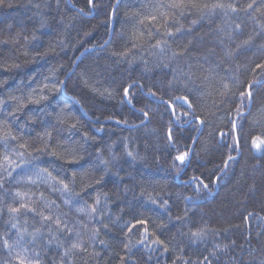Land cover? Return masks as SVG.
I'll return each mask as SVG.
<instances>
[{"label":"trees","instance_id":"1","mask_svg":"<svg viewBox=\"0 0 264 264\" xmlns=\"http://www.w3.org/2000/svg\"><path fill=\"white\" fill-rule=\"evenodd\" d=\"M114 2L93 0L95 6H92L89 0H60L59 5L55 0H0V38L5 33L9 37L16 33L30 36L34 32L36 35V39L27 45L29 56H36V59L17 69L7 65L19 62L16 59L19 45L0 42V82H4L0 86V100L5 101L0 104V120H7L13 134L22 137L21 142L37 138V134L46 129L52 131L50 147L57 140L75 147L87 155L94 174L105 175L103 190L110 193L111 203L103 222L114 220L113 213L124 209L120 219L110 225L111 231L101 228L108 245L93 244L105 264H117L121 256L126 257L124 264H185V261L186 264H225V261L230 264L232 259L245 264V257L253 247L257 250L254 256L264 248V152H253L249 148L248 138L254 129L248 124L247 116L241 126V117L235 109L243 104L253 120L264 122V109L260 108L264 102V48L258 47L264 33L247 45L240 43L249 32H259L250 16L264 4V0H257L247 13L225 15L224 9H216L205 16L196 29L182 35L178 43L192 41L190 62L200 68L194 71L191 80L179 75L187 67L184 64L173 65L176 70V83L173 84L167 77L157 78L141 71L142 62L131 68L127 64H117L108 55L107 45L85 52L80 66L98 81L97 87L106 89L115 97L111 100L88 97L84 112L73 106V114L84 124L83 130L94 138L87 143L79 131L65 132L54 119L58 109L64 103H70L64 93L39 106L28 104L15 116H8L16 108L9 96L26 97L28 89L35 83L34 80L29 83V76L42 72L49 61L55 59V54L45 58L38 54L57 38L65 24L69 37L76 39L84 30L96 25L95 31L76 48L73 58L93 41L99 44L108 39L110 45L117 47L123 39L120 33L128 32L123 11L138 8L149 0H119L113 16ZM213 2L231 4L233 0ZM247 2L240 0L235 7L240 8L241 3ZM61 17L63 24L58 23ZM71 17L75 19H69ZM237 43H240L238 49ZM209 49H215L217 55L210 54ZM232 49L236 51L230 61L226 60L227 66L220 64L223 54ZM70 53L71 50L61 55L67 59ZM203 69L207 72L201 74ZM185 83L187 87L183 86ZM223 83L230 88L226 96L220 95ZM249 86L251 101L242 95L249 92ZM125 89H128L127 95ZM106 116L113 119L105 120ZM125 119L127 124L122 123ZM124 137L128 138L129 150L135 148L137 155L144 157L143 161H132L123 154ZM109 146L112 156L118 158L111 160L109 157L108 165L101 164L96 150L102 149L103 155L108 157ZM14 148L20 151L16 141L0 143V152H11ZM185 154L183 161L177 159ZM257 163L258 166L254 167ZM40 166L62 167L55 158L45 156L40 161L17 168L9 185L16 178L33 176ZM174 166L182 171L177 174ZM222 169L229 171L227 181ZM55 174L60 176L62 172L57 170ZM252 179L258 185L256 195L246 191L245 180L251 182ZM205 184L207 189L198 191L204 189ZM140 187L151 192L156 198L155 204L137 194ZM176 193L181 195L177 197ZM0 199L10 201L12 193L0 190ZM164 200L169 201V206L161 208ZM184 211L189 212L188 227L175 218ZM249 212L252 215L249 216ZM25 218L37 219L31 213L17 217L19 221ZM137 219L149 222L148 234L138 227L128 234L129 239L141 240L142 233L148 235V239L136 243L130 251L125 250L123 245L127 241L123 234L127 231L128 221ZM3 220L4 216H0V231L10 233L7 239L19 240L20 246H26L29 251L35 247L34 243H29L30 237L21 239L11 224H4ZM96 223L99 227L100 222ZM157 225L163 227L157 228ZM203 225L227 228L228 231H220L219 236L208 233L203 239L183 235L189 228ZM157 238L164 244L152 243ZM221 241L234 242L227 255H209V249L214 250V243ZM48 250L49 254L60 251L56 245H49ZM177 254L184 259H177ZM251 264H260V260H253Z\"/></svg>","mask_w":264,"mask_h":264},{"label":"clouds","instance_id":"2","mask_svg":"<svg viewBox=\"0 0 264 264\" xmlns=\"http://www.w3.org/2000/svg\"><path fill=\"white\" fill-rule=\"evenodd\" d=\"M59 2L60 0H55L56 5H59ZM256 2L257 0H248L247 3H241L240 8H236L235 4L240 3V0H233L231 4L216 3L213 0H149L148 3H144L138 8L123 11V19L128 24V32L120 33L123 39L119 46L113 47L109 44L108 39L99 44L93 41L90 45H86L75 58L72 54L95 31L96 25L84 30L80 38L76 39L75 37H69L68 25L65 24L64 30L59 32L57 38L50 42L42 53L38 54L41 58L55 54V59L49 61L47 68L42 72L33 73L29 76V83L33 80L35 83L28 89L27 96H34L39 101L30 104L39 106L42 103L49 102L53 96L64 93L70 103H64L58 109L54 119L60 129L65 132L79 131L83 141L87 143L94 138L83 130L84 124L73 114V106L79 107L84 112L88 104V97L95 96L97 99L104 100H111L115 97L113 93L107 92L106 89L101 90L97 87L98 81L92 79L80 66L85 52L97 47L104 48L107 45L108 55L114 58L117 64H127L131 68L133 64L142 62L141 71L150 73L157 78L167 77L169 82L173 84L176 83V70L173 65L184 64L187 67L179 75L191 80L194 71L200 70V68L197 64L190 62L192 57L190 45L192 41L189 40L186 44L178 43L182 35L196 29L205 16L211 15L216 9H224L225 15L238 12L247 13ZM118 3L119 0H115L113 4L114 11ZM69 19H75V17ZM250 20L255 23L259 32H249L247 38L240 42L245 45L255 41L261 33H264V4L251 13ZM58 23H64L63 17L60 18ZM43 26L42 24L41 27ZM236 27L239 29L240 26L237 25ZM35 39L34 32L30 36H21L20 33H16L11 37L5 33L0 38V42L9 43L13 46L19 45L18 56L16 57L19 62L11 63L7 67L17 69L25 64H31L36 56H29L27 45ZM240 43H237V49L240 47ZM258 47L264 48V39H261ZM69 50H71V53L67 59H64L61 54L67 53ZM235 51L236 49H232L224 53L220 59V64L226 65V60L230 61ZM209 53L217 55L215 49H209ZM22 57L24 58L22 59ZM262 62H264V58H262ZM217 67H219V64ZM205 72H207V69H203L201 74ZM183 86L187 87V84L185 83ZM229 92V85L223 83L220 95L226 96ZM242 95L247 96L248 100L251 101V93L249 94L246 91ZM260 108L264 109V102L261 103ZM18 111L13 109L12 112L8 113V116H15ZM235 111L241 117V126L244 124L243 118L247 116L248 124L254 129L248 138L249 148L253 152H264V144H261L259 148L253 144V140H264V122L258 123L253 120L245 111L243 104L238 105ZM96 119H99V117H96ZM104 119L112 120L113 117L106 116ZM3 121L6 125H9L7 120ZM67 121H70L75 127L70 128ZM122 123L127 124V119ZM97 131H100V129H97ZM48 132L51 133L52 140L53 133L47 129L38 133L37 138L23 140V142H21L22 137L14 134L17 144L24 143L28 145L22 166L40 161L46 156L55 158L62 167L40 166L33 176L16 178L11 185L8 182L12 179L13 173L0 175V190L12 193L10 201L4 202L0 199V216H4L3 223L11 224V227L16 230L21 239L28 236L30 237L29 243L35 244V247L29 251L26 246L23 248L20 246L19 240L13 238L10 241L7 239L9 232L0 231V264H17L18 257L26 260L27 264H90V262L91 264H105L103 260L99 259L101 253L93 248V244L108 245V241L103 238L101 228L111 231L110 225L115 224L120 219L124 209L120 208L119 212L113 213L114 220L103 222V218L109 214V204L111 203L110 193L103 190L106 182L105 175L94 174L91 171L87 155L82 151H77L75 147L66 146L59 140L51 147L46 144ZM42 134H44L43 140L41 139ZM115 143L116 141H113V144ZM123 154L132 161L144 160L143 156L137 155L135 148L129 150L127 137H124ZM96 155L100 159V163L104 165L109 164V157H111V160L118 158L112 156L111 146H109L108 157L104 156L102 149L99 148L96 150ZM69 161L73 162L69 163ZM69 165H75L76 167L69 168ZM256 166H258V163L254 165V167ZM57 170L62 172L60 176L55 174ZM108 170L106 167L105 172ZM174 170L177 174L182 171L178 166H174ZM222 172L226 181L230 179L229 171L222 169ZM37 174L47 177V179L38 180L36 178ZM245 183L247 184L246 191L256 195L258 188L256 180L252 179L251 182L245 180ZM205 189L207 187L204 186V189L198 191H204ZM125 190L127 191V186ZM137 194L145 197L153 204L156 203V198L143 187H140ZM180 195V193H176L177 197ZM116 198L119 199L118 196ZM77 201L79 203H76ZM167 206H169L168 200H164L163 204L160 205L161 208ZM14 208L18 211H12ZM27 213H31L37 219L25 218L23 221L17 219L21 214L26 216ZM248 215H252V212H249ZM188 216L189 212L184 211L175 218L185 222V227H188ZM96 222H100L99 227ZM128 223L130 224L131 221H128ZM161 227L163 225H157V228ZM220 231L227 232L228 229L209 228L207 225H203L194 229L189 228L188 232L183 235L189 238L203 239L207 238L208 233L219 236ZM123 235L127 241L123 245V249L129 251L138 241L148 239V235L143 233L141 234V240L129 239L127 231ZM49 237L51 238L49 239ZM5 241H7V244H5ZM152 243H154V240ZM233 244L234 242L223 241L214 243V250L209 249V255L213 257L217 253L227 255L228 249L232 248ZM49 245H56L60 250L59 253L49 254ZM256 251V248L253 247L248 256L245 257V264H251L256 259L260 260V264H264V248L260 250L257 256H254L253 253ZM239 255L240 253L237 252V257ZM177 257L184 259L179 254H177ZM117 264H124V260L120 259ZM225 264H229V262L225 261ZM230 264H239V260L232 259Z\"/></svg>","mask_w":264,"mask_h":264},{"label":"snow or ice","instance_id":"3","mask_svg":"<svg viewBox=\"0 0 264 264\" xmlns=\"http://www.w3.org/2000/svg\"><path fill=\"white\" fill-rule=\"evenodd\" d=\"M89 4L92 6H95L93 4V0H89ZM81 11H83V9H81ZM113 16H114V10H113ZM4 82H0V86H2ZM125 94H128V89H125ZM249 94H250V86H249ZM44 98V97H42ZM9 100L13 101L16 103V108L14 110H20L24 107H26L28 104L30 103H38L39 101L37 99H35L34 96H26V97H16V96H9ZM5 103L4 100H0V104ZM67 120V118H65ZM68 122V126L71 127H75L74 124H72L70 121ZM201 123H203V121H200ZM48 136V140L45 141L46 144L50 145V140H51V133L48 132L47 133ZM44 138V134L41 135V139L43 140ZM9 140H16L15 135L12 132L11 126L10 125H6L4 121L0 120V143H7ZM253 144L259 148L261 146V144H264V140H260V139H256L253 140ZM17 148L20 149V151H17L15 148L11 151H2L0 152V175H4V174H9V173H13L15 172V170L17 168H19L20 166H22L24 160H25V151L28 149V145L24 144V143H18L17 144ZM187 154H185L184 156H179L177 157V159L183 161L185 159V156ZM229 159H231V157H229ZM73 161H69V163H71ZM38 180H44L47 179V177H44L42 175L37 174L36 177ZM66 187V186H65ZM205 187H207V185L205 184ZM23 198V197H21ZM25 207H27V205H25ZM12 211H18V209H12ZM83 211V210H82ZM141 227L143 233L148 234V229H149V222L145 219H137L132 221L128 227H127V233L130 234L132 233L136 228ZM138 243H143V241H138ZM155 244H161L163 245L164 242L161 241L159 238L154 240ZM5 244H7V241H5ZM165 250H167V246L165 245ZM122 260H125L126 257L125 256H121ZM177 259H179V257H177ZM17 264H27V261L19 258L17 260Z\"/></svg>","mask_w":264,"mask_h":264},{"label":"water","instance_id":"4","mask_svg":"<svg viewBox=\"0 0 264 264\" xmlns=\"http://www.w3.org/2000/svg\"><path fill=\"white\" fill-rule=\"evenodd\" d=\"M236 123H237V121L235 122V129H236ZM192 148H193V146H192ZM191 151H192V149H191ZM191 151H190V153H189V157H190V155H191ZM188 165V162H186V166ZM186 166H185V168H186ZM184 168V169H185Z\"/></svg>","mask_w":264,"mask_h":264},{"label":"rangeland","instance_id":"5","mask_svg":"<svg viewBox=\"0 0 264 264\" xmlns=\"http://www.w3.org/2000/svg\"><path fill=\"white\" fill-rule=\"evenodd\" d=\"M258 153H260V152H258Z\"/></svg>","mask_w":264,"mask_h":264}]
</instances>
